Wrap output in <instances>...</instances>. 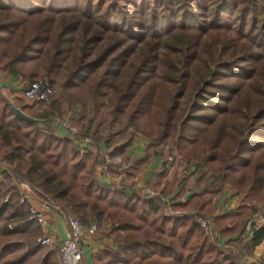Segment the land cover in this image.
Segmentation results:
<instances>
[{"label":"trees","instance_id":"16d2710c","mask_svg":"<svg viewBox=\"0 0 264 264\" xmlns=\"http://www.w3.org/2000/svg\"><path fill=\"white\" fill-rule=\"evenodd\" d=\"M0 69L19 80L47 76L65 100L111 106L154 149L173 147L208 170L213 186L173 210L193 206L207 217L213 209L202 196L228 184L241 199L214 218L220 235L238 237L253 213L264 217V0H0ZM9 104L0 96V139L10 161L29 153L24 178L42 187L53 209L105 214L124 232L131 264H246L242 250L251 255L264 238L263 224L239 254L224 251L195 214L158 213L159 198L99 182L100 156L57 136L49 113L18 107L38 120L29 122ZM77 125L96 143L113 141ZM3 172L0 264H20L23 245L14 236L29 229L42 235V225L27 220L31 205L20 203L15 175Z\"/></svg>","mask_w":264,"mask_h":264},{"label":"crops","instance_id":"0c3cea01","mask_svg":"<svg viewBox=\"0 0 264 264\" xmlns=\"http://www.w3.org/2000/svg\"><path fill=\"white\" fill-rule=\"evenodd\" d=\"M25 83V80L20 81L10 77L0 69V87L5 88L9 97H21L20 92ZM48 103L44 108L51 117L50 125L55 134L59 137H69L67 131L54 122L53 117L57 114L64 115L80 125L77 119V112L80 109L58 95ZM124 129L123 131L105 130L104 133L114 136L109 146H106L104 141L96 143L94 138L89 136L90 145L86 153L100 156V162L95 166V176L98 181L112 185L115 189H117L116 184L120 183L123 186L120 191L128 196L159 198L161 208L158 213H170L176 216L196 214L193 206L178 210H173V206L185 205L191 195L199 192L206 185L212 187L211 178L204 184H198L197 178L203 172L196 168L193 162L182 160L174 148L164 146L154 149L149 145L147 138L132 133V128L127 124ZM165 147L167 151L164 150ZM123 163H128L129 166L123 171L124 177H119ZM141 186H148L157 194L145 196L140 192ZM202 198L209 200L213 209L211 215L207 216L212 219L215 227L216 236L213 240L218 241L224 251L239 254L244 244L252 238L249 234V223L243 234L238 237L222 236L214 218L226 211L236 210L241 195L233 186L217 184L216 189L204 194ZM27 202L40 211L46 210L42 201L36 196L30 197ZM67 216L77 217L83 225L81 243L83 254L80 264H131L129 250L123 247L124 232L114 225L112 220L105 214H93L87 210H73L70 207L66 210L50 208L46 212V224L40 227L42 234L49 233L54 238V243L49 246L56 250L53 259L55 264H59L58 244L68 225ZM242 254L246 257V264H264V238L253 248L251 255L247 256L245 250H242Z\"/></svg>","mask_w":264,"mask_h":264},{"label":"built area","instance_id":"2783aa9c","mask_svg":"<svg viewBox=\"0 0 264 264\" xmlns=\"http://www.w3.org/2000/svg\"><path fill=\"white\" fill-rule=\"evenodd\" d=\"M4 88V87H2ZM5 91V88H4ZM53 87L50 79L47 76H41L33 81L26 82L21 90V98L31 103H40L48 101L53 95ZM55 123L61 126L67 131L69 137L75 140L77 150L80 153H86L89 149L90 138L88 136H82L79 126L71 118L57 114L53 117ZM129 166L128 163H123L119 177H124L125 169ZM9 169L8 164L4 159H0V170ZM16 186L20 193V202H26L32 196H36L42 201L46 210L40 211L33 206L29 207L28 221H36L42 226L46 224V212L53 207L58 208L56 202L45 195L39 186H35L29 181L22 179L16 183ZM116 188L121 190L123 186L120 183L116 184ZM141 194L145 196H154L157 192L148 187H140ZM8 197H5L4 201H7ZM194 221L197 223L201 232L211 240L216 236L215 227L211 218L203 217L200 215H194ZM67 228L61 237L58 244L59 253V264H80L82 259V236H83V225L77 217L67 216ZM264 224V217L260 211L253 213L251 221L249 222V234L258 230ZM10 229L15 228V224H8ZM54 243V238L51 234H42L37 239L38 246H47Z\"/></svg>","mask_w":264,"mask_h":264},{"label":"rangeland","instance_id":"374dc122","mask_svg":"<svg viewBox=\"0 0 264 264\" xmlns=\"http://www.w3.org/2000/svg\"><path fill=\"white\" fill-rule=\"evenodd\" d=\"M25 81L28 82L29 80H25ZM53 91H54L53 95L48 101L40 102V103H31L21 97L11 98L9 97L8 94H6V91H4V88L2 87H0V96L3 97L8 103H12V104L15 103L17 107H22L24 105H31L30 106L31 108L26 110L27 113H29L32 116L33 115L39 116L40 114H48V111L45 110L44 106L48 105L49 104L48 102L51 101L52 98H54L55 96L57 97L58 95V97L62 98L64 101L69 102V104H71L72 106L75 105L78 106L80 111L77 112L78 114L77 119L80 121V124H83L85 127L87 126L91 130H94L95 128L96 131H100V132H105V130H111V131H118L120 129L121 131L125 130L124 128H126V124H127L126 119L123 117L112 115L111 106L106 105L104 107H99L97 110H95L94 107L90 104V98L86 99L85 102L74 101L75 98L73 99L71 98V100H65L62 95L63 93L61 90V86H59L58 84H53ZM11 100H13L14 103ZM166 147H170V146H166ZM166 147L164 149L165 151H167ZM7 149L8 148L4 145L3 141L0 139V159H4L6 161V163L9 166V171L15 175L14 179L11 180L10 182L13 185L14 183H17L22 179H26L24 178V174L26 175L29 153L24 152L19 160L10 161L9 154L7 153ZM3 171L0 170V181L3 180L4 178V175L2 176V174L4 173ZM202 172L203 173L197 178L198 184H204L208 181V179H210L209 177L210 172L208 170H206V172L203 170ZM15 179L16 181L14 182ZM0 201L4 202V199L1 198ZM261 207L262 205H258L257 208H261ZM40 236H41L40 233L38 234L37 231L35 232L32 229H29L26 232L22 233L21 236H17V235L14 236V238L16 239L19 237V242L22 243L23 245L22 251H19L17 253V254L24 253L22 263L20 264H55L53 259H54V255H56V250L49 245L38 246L37 239ZM29 240L35 242V245L32 248H29L27 246ZM46 258H47V262H44V259Z\"/></svg>","mask_w":264,"mask_h":264},{"label":"water","instance_id":"95a60500","mask_svg":"<svg viewBox=\"0 0 264 264\" xmlns=\"http://www.w3.org/2000/svg\"><path fill=\"white\" fill-rule=\"evenodd\" d=\"M10 110L16 114L17 116L21 117L22 119L29 121V122H37L38 120L26 115L20 108L16 107L14 104H9Z\"/></svg>","mask_w":264,"mask_h":264}]
</instances>
